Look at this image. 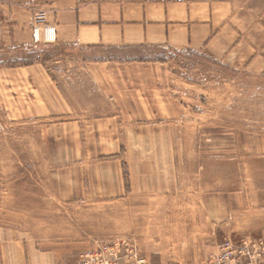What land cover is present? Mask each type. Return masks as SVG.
<instances>
[{
    "label": "rangeland",
    "instance_id": "rangeland-1",
    "mask_svg": "<svg viewBox=\"0 0 264 264\" xmlns=\"http://www.w3.org/2000/svg\"><path fill=\"white\" fill-rule=\"evenodd\" d=\"M35 10L32 22L6 24L27 35L42 25L34 17L44 9ZM4 52L6 66L47 62L69 97L38 103L51 114L44 132L43 120L25 117L22 103L0 104V200L5 209L20 208L27 254L82 264L81 254L129 238L145 264H159L126 233L129 213L112 196L120 183L154 196L179 171L197 192L264 190V79L187 51L150 49L130 61L123 50L72 45L9 44ZM115 57L126 63L95 65ZM43 192L50 213L38 209ZM29 197L39 212H29Z\"/></svg>",
    "mask_w": 264,
    "mask_h": 264
},
{
    "label": "crops",
    "instance_id": "crops-1",
    "mask_svg": "<svg viewBox=\"0 0 264 264\" xmlns=\"http://www.w3.org/2000/svg\"><path fill=\"white\" fill-rule=\"evenodd\" d=\"M36 7L47 11V20L33 32L27 29V35H21L19 26L6 24L32 22ZM9 44L119 49L129 53L123 58L129 61L150 49L187 51L206 54L264 79V0H0V104L22 103L25 117L43 120L39 128L44 132V120L51 114L38 103L51 102L52 96L61 102L68 100L67 87L53 77L44 60L4 65ZM115 59L102 58L92 64L126 63ZM109 92L108 100H117ZM163 181L167 187L158 186L154 196L145 190L122 189L121 183L119 192L112 194L124 201L129 213L126 233L159 264H204L228 238L234 242L264 238V190L197 192L189 182L186 186L179 171ZM38 197V209L50 213L48 196L43 192ZM30 200L28 211L39 212ZM2 202L0 264H54L46 252L27 254L23 245L21 250L20 208L8 210ZM27 229H35V225Z\"/></svg>",
    "mask_w": 264,
    "mask_h": 264
},
{
    "label": "built area",
    "instance_id": "built-area-1",
    "mask_svg": "<svg viewBox=\"0 0 264 264\" xmlns=\"http://www.w3.org/2000/svg\"><path fill=\"white\" fill-rule=\"evenodd\" d=\"M35 22L44 23L47 11L41 10L35 14ZM102 250L86 253L82 264H145V256L141 254L136 244L129 238L112 239ZM208 264H264V238L244 239L234 242L226 239L219 244L218 251L208 258Z\"/></svg>",
    "mask_w": 264,
    "mask_h": 264
}]
</instances>
